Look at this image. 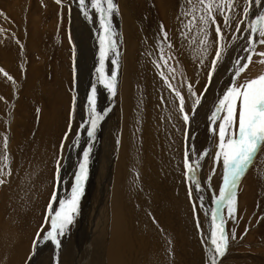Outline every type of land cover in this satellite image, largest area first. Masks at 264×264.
<instances>
[{"label": "bare ground", "instance_id": "obj_1", "mask_svg": "<svg viewBox=\"0 0 264 264\" xmlns=\"http://www.w3.org/2000/svg\"><path fill=\"white\" fill-rule=\"evenodd\" d=\"M115 3L118 5L119 9L118 18L120 19L121 25L119 43L122 53L120 55V65H117V68L115 69L119 70V74H117V78L119 77V85L118 80L116 82V87L118 86V94L114 104L116 107L112 105L111 111L109 112V116H111L109 123L112 126L113 133L106 140L105 135L107 131H102L104 128L101 124L97 127L100 129V140H104L100 144V148L98 147V153H102L99 160L101 164L99 169L101 170V174L95 175L96 182L100 179V182L103 184L102 187L104 186V198L98 205L99 211L97 214L100 219L99 225L96 235L93 238H91L90 235H86V240L75 244L73 246L74 249L70 250L69 248H66L65 250H59V258L63 264H200L201 254L198 255L195 253V249H197L196 242L198 243L196 237L198 235L195 234L194 236L196 229L194 226L192 209L188 203V197L192 203L193 201L196 203L202 199L213 200L214 198H217L220 188L224 185V170L222 160L216 161L214 179L212 176L213 181L209 182L208 176L202 174V177L204 178L203 183L201 182L202 189L199 188V191L193 189L191 196H188V193L186 192L187 189L183 184L185 151H189L191 157L190 162L193 166L199 161L201 154L206 152L208 155L209 153L210 156L205 155L204 160L211 157L213 132L210 129L212 127L217 129L219 121H217L215 125H212L210 116L215 109L218 99L221 98L224 90L231 84L232 79L229 77V80H227L225 75H222V73H224L223 71H225V69H223L224 63L220 66L221 68L219 71L212 76L211 83L209 84L208 72L211 70V61L214 58V55H210L213 44L209 49V54L204 58L203 64H200L201 57L195 51L196 45L193 44L189 46V40L181 38L182 21L186 22L187 19L181 16L182 10L187 7L186 0H115ZM0 6L2 9H5L1 3ZM252 12H254V10ZM161 25H163L164 30L169 34L170 43L176 47V50L179 53L180 61H182L186 77L189 79V84L193 86V91L197 93L202 90L203 92L205 91V85H209L208 90L201 93L203 95L199 96L201 102L196 107L194 113L192 100L194 101L195 97L192 96L190 92H185V98L188 102L187 113L189 115V123L187 126L182 121L176 98L172 95V92L170 93L166 86L165 79L162 80L158 74V72L162 71L161 68H163H157L156 66V63H159L156 50V45L158 43L156 44V42L158 40H163L160 31ZM210 32L212 34V28H210ZM194 34L195 32L189 33V39H191ZM212 37L213 36L211 35V39ZM257 51H264V47L258 48ZM30 56L29 64L30 68H33L34 65L32 62L34 61V56ZM261 59L264 58L258 57V59L256 58L250 63V75L246 80L264 75V63L259 62ZM11 61L10 55L0 51V64L1 62L3 63L2 66L5 70H14L12 69L13 65ZM153 61H156V63ZM9 66H11V68ZM28 74L34 75L31 71H29ZM32 77L28 76L26 79L27 83L31 80H34V82L30 86L28 83V85L22 89V94L19 95L20 100L18 101L17 107L18 110L21 107L22 112H25V109L30 112V106L32 104L30 98H34V96H30L29 92L32 91L33 93L35 80H38V78L33 77L32 79ZM60 78L63 86L62 88L58 87L57 89L60 90L58 91L59 93H57V95L55 93L54 96H52L54 97V102L56 101L55 97L58 101L55 102L57 104L54 103L55 109L58 104L60 107H63L60 103H62L64 99L65 91L69 89V81L64 83L65 76H61ZM239 82H243L241 76ZM199 94H197V96ZM25 97H28L27 101L25 100ZM47 105L43 108L46 109V107H48L49 110L50 107L51 109V103ZM18 110L16 108V112ZM21 115H23V113H21ZM1 117L2 116L0 115V118ZM47 118L46 120H48ZM106 118L108 121V116ZM43 126L48 129V125L39 122L41 133H45ZM1 127H3V121L0 119V128ZM56 127H58V123L56 124ZM19 128L24 127L21 124L14 126L13 136L9 138L10 146L8 145V147H11L16 151V155L9 150L7 154L10 162L8 170L11 169L10 172L12 174H14V172H12L14 169V160L18 158V163L21 160L20 166H22L24 162V159H22L23 156H21L22 158L20 159L19 154L23 151L22 144H24L20 139V135L25 132H23L24 130L21 131ZM33 128L34 127L30 126L28 130L32 131ZM186 131L189 136L188 140L185 138ZM58 132H60V130H58ZM41 133L38 132V136H40ZM60 138L61 136H59V139L57 138V143H59L58 141ZM33 140H35V142L33 141L35 144H33V142L31 144L34 146L31 144L29 145L28 143L24 145V148L27 144L29 148L33 146L31 148L34 158L33 165L30 166L26 160L31 169L40 161L39 158L41 157L42 152L41 155H39L40 153L38 154L37 159V154L35 155L34 151H36L35 148L38 152L40 151V141H43H39L38 137H34ZM0 143V154H2L1 152H3L2 149L4 142L0 141ZM52 143L53 141L48 144ZM214 145H216V143ZM43 151L46 153L47 149L45 148ZM193 151H195V155H192ZM263 155L264 151L258 153L249 168L242 174L236 188L234 189L235 213L233 217H229L227 204H225L224 212L227 218L225 219L226 223L224 228H226V231L228 229V232L226 233L229 235L230 233H233L234 230L237 232L240 231L239 234H241L244 230L246 217L249 215V211L252 210V207H254L253 201L259 191V187L261 186V182H258V178L264 173V161L262 162L261 159L264 157ZM43 158L46 161L48 160L47 157ZM49 163L50 162H48V164ZM46 166L47 173H43L42 177L37 175L38 185L41 184L40 189L36 190V194L27 190L28 195L31 198H38V208L41 209L38 215L35 216L36 218L33 216L35 218L34 220H38L42 211L40 204L45 203L44 200H41V193L44 192L47 194L53 185L52 174H54L55 166H51L52 168H48V165ZM104 166L107 174L102 172ZM200 166L201 165L199 164L197 181L198 176H200ZM21 171L16 175V183L12 186L8 196L13 194L15 196L17 192L19 193L20 185L23 183V178L20 176ZM66 171L67 169H65L62 174L64 182H62L63 184L61 183L62 185H59L60 188L58 189L61 194L66 193L67 190L65 189L69 186L68 178H65ZM23 173L26 172L23 171ZM261 197L258 199H261ZM13 200L11 199V204H13ZM19 200L20 199H17L18 202ZM14 205L15 209L19 206L17 203ZM202 206L203 208H206L204 204H202ZM90 208L91 207H89V209ZM8 210L9 209L6 211L4 210V217L8 214ZM83 211L84 213L78 218L79 221H86V223L84 222V226H86L88 224L86 209L84 208ZM32 213L33 210L31 209L24 218L18 219L21 227H26ZM7 217H9V215ZM2 219L5 220V218ZM200 220L202 227L204 228L207 225L208 229L211 231V222L207 220V209ZM33 221L30 226H32ZM5 222L7 221L5 220L4 223ZM7 233L8 238L11 232ZM12 235L14 234L12 233ZM4 236L6 237V233ZM12 238L14 239V237ZM205 241L206 240H204V244L206 245ZM5 242H2L4 246H1L5 247L7 245H5ZM46 242L48 241H43L41 244ZM12 246L14 247V245ZM14 249H16V247H14ZM41 254L38 255L37 259H39ZM49 260L47 259V261ZM3 261L4 260H2V262ZM51 261L49 264H52ZM12 263L13 260L10 264ZM33 263L43 264L39 263L38 260H35L32 264ZM54 263L56 264V262Z\"/></svg>", "mask_w": 264, "mask_h": 264}, {"label": "rangeland", "instance_id": "obj_2", "mask_svg": "<svg viewBox=\"0 0 264 264\" xmlns=\"http://www.w3.org/2000/svg\"><path fill=\"white\" fill-rule=\"evenodd\" d=\"M0 3L3 7H5V9H2L0 6V18H1L0 51H2V53L4 52L10 55V58L12 60L11 62L13 65L12 69H14V70H7V69L5 70V68L2 66L3 61L0 64V69L3 70V72H0V97H2V99H0V103H1L0 115L2 116L0 119L3 121V127L0 128V141L4 142L5 138L7 139V149H6L7 154L9 150L14 155H16V151L13 150L11 147L10 148L8 147L9 138L13 136L14 126H16L17 124L23 125L24 128H19V129L21 131L24 130L23 132H25L20 135V139L24 143L22 144L23 151H21L19 154L20 159L22 158L21 156H23L22 158L24 159L23 165L20 166L21 160L18 163L17 160L18 158H17L16 160H14V169L12 170L14 174L11 173V175L7 177H0L7 180L5 184L0 185V226H1L0 228H2L0 229L1 230L0 231V235H1L0 264H10L12 260H13L12 264H32V262H35V260H38L39 263L49 264L51 259H52L51 261L52 264H55L54 262H56V264L59 263L63 264L59 258L60 257V253L58 252L59 250H65L66 248L72 250L74 249L73 246L75 244H78L86 240L85 239L86 235H90L91 238H93L96 235L100 220L99 215L97 214L99 211L98 205L100 202H102L104 198L103 195L104 186L102 187L103 184L102 182H100V179L97 182L95 179V175L101 174V170H99L101 167L99 160H100V155L102 153L101 152L98 153V147L104 140L101 141L99 138V132H100L99 128H97L95 136L93 138H89L87 136L86 128L89 126L88 110L90 107V105L88 104V96L91 94L92 87L95 86L97 88V95H96L97 111L100 113L108 112L106 115V117L108 116V121L107 118L105 117L104 120H102L99 123V126L101 124V126L104 128L102 129V131L103 132L107 131L105 135L107 140L108 137H110L113 133L112 126L109 123L111 118V116H109V112L111 111L112 105L116 107L114 104H115L116 96L118 94V86L116 87L115 95L113 96L100 83V74L97 73L96 71V69L100 66L99 36L102 33V29L100 28V21L98 15L94 12V10L89 8V16L91 18H86L80 11L78 0H62L61 4L56 3V0H0ZM244 4H245V0H239L238 3L239 6L237 5L236 8V15L238 19L243 18L242 11ZM253 10H254L253 13H256L261 9L253 7L252 11ZM118 17L119 14H115V13L113 14L112 28L116 33L114 39L116 40L117 43L116 52H118L119 55L117 56L115 52H110L106 56L105 64H104L105 78L110 77L111 71L115 70L117 68V65H120V57H121L120 55L122 53L120 49L121 46L119 43L120 34H121V25H120V19ZM221 19L219 22L222 24L223 21H221ZM248 19H252V17H248ZM7 22L9 23V25L6 24ZM10 22H13L12 25H10ZM235 23L236 21H233V24ZM244 27H245L244 24L241 25V31L239 33L235 31L234 27L225 29L224 31L225 38L220 45L223 49L222 51L223 59L218 64L219 66L216 67L213 76L217 71H219V69L221 68L220 66H222L225 63L224 64L225 66L223 65V69H225V71H223L224 73H222V75H225L227 80H229V77H231L232 79L233 76L232 72L235 67L233 62L237 59H240V62L242 64L247 62L246 56L248 55V53L243 51V48L247 43V41L242 37H246L248 33L243 31ZM212 36H213L212 39L215 40L214 28H212ZM233 36L235 37L237 36L234 41H233ZM12 40H14L15 42H13ZM158 42H162V41L158 40L156 44ZM174 47L171 50H169L167 46L164 45L165 51L164 53H161L159 51L158 44L156 45L157 48L156 50L158 54L157 58L160 64V68L163 67L161 68L162 71L158 72V74L160 75V73H163L168 83L172 85V88L170 89L168 87V84L166 83V86L168 87L170 93L172 92V95L175 98L176 96L174 94V90L180 92L185 102L184 103L185 113L188 114L187 113L188 102L186 101L185 98L186 96L185 92L186 91L189 92L188 90L189 79L186 77L182 61H180L179 53L176 50V47L175 48ZM263 47L264 45H258L256 51L258 50V48H263ZM216 48L217 45L213 43V48L210 51L211 56L214 55L215 57ZM30 55L34 56L33 57L34 61L32 62V64L34 65L33 68H30V64H29V57H31ZM161 55H164L165 59H167V65H165L164 61L160 59ZM169 56H174L175 59H168ZM258 57L259 56L253 55L252 61H254L256 58L258 59ZM113 59L117 60V65H113L111 63ZM9 67L11 68V66ZM250 67L251 65L249 64L248 68L245 69V71H243L242 74L240 75L243 78V81L249 77ZM169 69H172V71L170 72ZM29 71H31L34 75L28 74ZM115 71L117 72V74H119V70H115ZM3 73L9 74L12 77V80H9L7 76H5ZM28 76L36 77L38 78V80H35V84H34L35 88L33 90V93L32 91L29 92L30 96L31 95L34 96V98H30L32 101V104L30 106V112L26 111V109L25 112H22L21 107L19 106L20 107L19 110L17 107L18 101L20 100L19 95L22 94V89H24V87L28 85V83L30 86L34 82V80L33 81L31 80L30 82L27 83L26 79L28 78ZM61 76H65L64 83L69 81L68 84L69 89L65 91L64 99L62 103H60V105L63 107H60L58 104L56 105V109H55V104H57L55 102L58 101L55 97L56 101L54 102L53 101L54 97L52 96H54L55 93L57 95V93H59L58 91H60L57 88L58 87L62 88L63 86V84L60 81ZM118 85H119V80H118ZM203 92L202 90L197 92V94L200 93L198 97ZM27 99L28 97H25L26 101ZM195 99L196 97L194 98V100ZM176 101L179 107L180 103L177 98ZM46 103L47 104L51 103L50 105L51 109L50 107L49 110L48 107H46V109L43 108L45 105H47ZM192 103L194 104L193 100ZM16 108L18 110L17 112H16ZM18 112L23 113V115H21V113ZM46 118L48 120H46ZM182 121L185 124L183 118ZM39 122L48 125V129H46L43 126L45 129V133H41L39 129ZM50 122L54 123L55 125L51 124ZM57 123H58V127H56ZM30 126L34 127L32 131L28 130ZM58 130H60V132H58ZM38 132L41 133L42 137L41 135L38 136ZM216 132H218V127L216 129ZM50 133L54 136V138ZM78 133H79V137L77 138ZM55 135L61 136L60 140L58 141L59 143H57L59 136L57 137ZM34 137H38L39 141L43 140L44 143L43 141H40L39 152L35 148L36 151H34L35 152L34 154L35 155L37 154L36 155L37 159H38V154L40 153L39 155H41V152H42L41 155L42 158L40 157L39 158L40 161L34 167L32 166L33 168L31 169L30 166L33 165L34 162L33 152H31L32 151L31 148L34 146L33 144H35L34 142L36 140V139L33 140ZM50 140L53 141L52 144H48L51 142ZM212 141H213L212 143L210 142L213 148V149L211 148V157L210 158L208 157L205 160L204 159L201 160L199 158V161H201L199 162V164L201 165L200 173H199L200 176H198V181L200 180L199 181L200 189H202L201 182L203 183L204 180L202 174H206L208 176L209 182L213 181L214 179V171L216 168V159H215V153L217 151L216 145H218L219 142V138L217 134L213 133ZM32 142L33 144H31ZM26 143H28L29 145L31 144L33 146L29 148L27 144L26 147L24 148V145ZM62 143L64 145L63 148H61ZM215 143L216 145H214ZM89 147L91 148V154L89 158L90 165L88 164V169H89L88 176H87V180L84 182L83 195L80 197L78 204L79 210L76 212L77 214L76 213L73 214V223L68 226L64 235L58 236V239L60 240V247L57 248L56 245L53 244L50 239L44 240L42 238L44 235H46L48 231H51V217L55 214V211L49 210V203L50 201L52 202V209L59 210V200L68 199L70 197L71 186L75 182V174L78 172L79 164L81 163L82 160V151L84 148H89ZM45 148L47 149L46 153L50 152L51 155L50 153L46 154L45 151H43ZM2 150L3 152L1 153L3 154L5 152L4 145ZM207 156H210L209 153ZM43 157H47L48 160L46 161ZM54 159H55V163H54ZM261 159L263 162L264 157H262ZM26 160L28 161L30 166L28 165ZM57 161H60L59 175L61 177V181L59 183H57L55 180ZM48 162H50L49 163L50 165L48 164ZM45 164L48 165V168L49 167L52 168L55 166L54 174H52L53 185L51 187L52 190L50 189V191L47 192V194L44 192L41 193V200H44L45 203L40 204L42 211L39 215L38 220H34L36 218L35 216L38 215L41 209L38 208V204H39L38 198L36 197H35L36 199L31 198L28 195L27 190L33 194H36L35 193L36 190L40 189L41 184L38 185L37 179L39 175L42 177L43 173H47V166ZM21 168L25 170H22ZM65 169H67L65 178H68L69 186L66 187L65 189L67 190V192L61 194L58 189L60 188L59 185H62L63 184L62 182H64V180L62 179V174L64 173ZM5 171H11V169L9 170L5 169ZM19 171H21L20 176L23 178V183L20 185L19 193L17 192L15 196L14 194L8 196L12 186H14V184L16 183L17 180L16 175L19 174ZM23 171L26 173H23ZM102 172L107 174V171L105 170V166ZM258 182H261V186L259 187V191L254 198L253 201L254 207H252V210L249 211V215L246 217V220L244 222L245 223L244 230L241 232V234H239L240 231L237 232L236 230H234V232L230 233L229 235L226 233L228 232V229L226 231V228H224L225 235L228 237V247L223 257L216 256L214 252V246L210 242V234L213 227L212 210L217 207V205L214 204L213 201L216 198H214L213 200L202 199L196 202L197 203L196 204L194 201L192 203V201L188 197L189 200L188 203L190 204V207L192 209L194 226L196 229V232H194V236L195 234L198 235L197 236L198 239L196 237L198 243L196 242L197 249H195V253H197L198 255L201 254L200 264H212L213 259L217 261V264H264V173L261 174V177L258 178ZM183 184L187 189L186 192L188 193V196L189 195L191 196L192 190L196 189V187L195 185L192 184L190 179L186 177L184 163H183ZM54 191L58 194L57 195L58 199L56 200H52ZM259 197H261V199H258ZM11 199L12 200L14 199L13 200L14 202L12 201L13 204H11ZM17 199H20L19 202L17 201ZM15 203L19 204L17 209L14 208ZM202 204H204L206 208H203ZM5 205H7L8 207ZM89 207L91 208L89 209ZM84 208L86 209V214H87L86 216L88 220V224L86 226H84L86 221H79L78 218L84 213L83 211ZM224 208L225 205L221 207L218 216H222L225 221L227 217L224 212L225 211ZM7 209H9L10 211L8 210L7 211L8 214L6 213L7 215L4 217V212ZM31 209L33 210L32 216L27 222L26 227L23 228L19 225L18 219L24 218ZM206 209H207V220L211 222V226H210L211 231L210 229H208L207 225L203 228L200 220V218L203 217V213L205 212ZM8 215L9 217H7ZM2 218H5V220L8 223L7 222L4 223L5 220ZM32 221H33L32 226H30ZM7 232L9 233L11 232L8 238H7L8 235ZM5 233H6V237L4 236ZM12 233L14 235H12ZM38 233L40 234L39 238H38ZM12 237H14V239ZM2 239L4 240L1 241ZM204 240H206L205 241L206 245L204 244ZM5 241L8 243H6ZM43 241L44 242L48 241V242L41 244V242ZM2 242L3 243L5 242V245L6 244L7 245L3 247L4 244ZM12 245H14L16 249H14ZM39 254L41 255L39 256V259H37ZM1 259L4 261L2 262ZM47 259L50 260L47 261Z\"/></svg>", "mask_w": 264, "mask_h": 264}, {"label": "snow or ice", "instance_id": "obj_3", "mask_svg": "<svg viewBox=\"0 0 264 264\" xmlns=\"http://www.w3.org/2000/svg\"><path fill=\"white\" fill-rule=\"evenodd\" d=\"M56 3L61 4L62 0H56ZM239 0H186L187 7L182 10L181 16L187 18L186 22L182 21L181 38L189 40V46L195 44V51L201 57L200 64H203L204 58L209 54V49L212 44L217 45L215 57L211 61V70L208 72L209 84L211 83L213 73L216 67L223 59L221 42L224 40V31L227 28H235L236 32L241 31V25L244 24V32L248 33L246 37H242L247 41L243 51L248 53L246 63L241 65L240 59L235 60V65L232 82L224 90L221 98L218 99L214 111L211 113L210 121L215 125L219 121L218 132L216 128L212 127L210 130L218 135L219 142L217 151L215 153L216 161L222 160L223 164V183L224 186L219 190L218 198L214 199L213 203L217 205L212 210V231L210 234V242L214 246L216 256L223 257L228 247V237L224 232V218L218 216V213L225 204H227V212L229 217H233L235 213V191L238 181L246 169L257 157L258 153L264 151V75L257 78L244 80L239 82L240 75L248 65L252 62V56L256 55L264 58V51H256L258 45H264V0H245V5L242 11V19H238L236 15V8ZM81 13L86 18L89 16V8L94 10L98 15L100 21V28L102 33L99 36L100 56L99 67L96 69L100 74V83L113 96L115 95L117 72L111 71L110 77L105 78L104 64L105 58L110 52H116L117 43L114 39L116 33L112 28V16L118 14V5L114 0H78ZM256 7L260 11L253 13L252 8ZM252 17V19H248ZM222 18L223 23L219 21ZM233 21H236L233 24ZM210 28H214L215 40L211 39ZM162 42H158L159 51L164 53V45L171 50L174 46L169 41V34L161 25ZM195 34L189 39V33ZM236 37L233 36V40ZM161 60L167 65V59L161 55ZM168 59H175L174 56H169ZM156 63V61H153ZM264 63V59L259 61ZM113 65H117V60L111 61ZM157 68L160 67L156 63ZM171 72L172 69H169ZM0 72H3L0 69ZM9 80L12 77L7 73H3ZM161 78L165 79L168 87L171 89L172 85L168 83L163 73H160ZM209 85H205V92ZM188 90L192 96L197 97L193 104V113L196 107L200 104V97L193 91V86L188 85ZM176 98L179 100V111L185 124L189 123V115L184 110V98L179 91L174 90ZM97 88L95 86L91 89V94L88 96L89 120L86 128L87 136L93 138L95 136L99 123L104 120L107 112L100 113L96 107ZM203 95V94H201ZM2 99V97H0ZM238 107V120H237ZM79 137V133L77 138ZM67 138V137H65ZM186 140L189 139L187 131L185 132ZM63 143L61 148H63ZM5 152L0 154V177H7L11 175L10 171H5L10 167L9 156L7 155V139L4 140ZM91 148H84L82 151V160L79 164L78 172L75 174V182L71 187L70 197L68 199L59 200V210L52 209V202L49 203V210L55 211L51 217V231H48L42 238L44 240H51L57 248L60 247V240L58 236H63L69 225L73 223V214L78 211V204L80 197L83 195L84 182L88 176V164L90 158ZM195 151L192 155H195ZM207 153L200 155V159H204ZM191 157L189 151H185L184 168L188 179L199 191V183L197 181V171L199 168V161L195 166L190 162ZM60 161H57V169L55 180L57 183L61 181ZM7 182L6 179L0 178V185ZM57 193L54 191L52 200L57 199ZM40 234L38 233V238ZM212 264H217L215 259Z\"/></svg>", "mask_w": 264, "mask_h": 264}]
</instances>
